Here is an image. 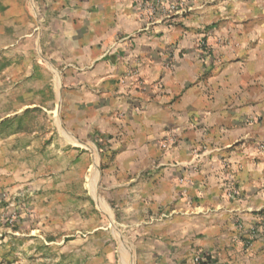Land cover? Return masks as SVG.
<instances>
[{"label": "crops", "instance_id": "1", "mask_svg": "<svg viewBox=\"0 0 264 264\" xmlns=\"http://www.w3.org/2000/svg\"><path fill=\"white\" fill-rule=\"evenodd\" d=\"M47 1L37 41L61 75L48 137L5 128L47 109L23 93L10 109L0 67V263L41 264L44 240L60 253L75 242L68 256L88 264L107 203L136 264H264V0H173L184 8L151 17L134 0ZM40 219L80 227L47 239ZM95 256L104 264V248Z\"/></svg>", "mask_w": 264, "mask_h": 264}, {"label": "rangeland", "instance_id": "2", "mask_svg": "<svg viewBox=\"0 0 264 264\" xmlns=\"http://www.w3.org/2000/svg\"><path fill=\"white\" fill-rule=\"evenodd\" d=\"M47 4H49L47 0H0V67L9 63L8 73L10 81L8 82V88L10 89V95L8 99L10 109L12 105L20 103V94L22 93L24 94L25 105L37 104L47 109L46 111L41 108L34 109L23 120L21 126L22 130L28 133L34 130L39 131L38 134H41V137L49 136L48 131L52 128L54 119V114L50 110L54 109L56 100L50 90L54 84L61 86V75L56 73L54 68L48 63V45L39 46L37 41L39 24H41L42 31L44 30L42 33L46 37V42L48 41L47 30L50 19L47 15L44 16L43 10ZM40 19H42L41 22ZM18 74H24V79L21 84L16 85L17 79L12 80L11 78L12 76L16 78ZM36 84L40 87L38 88ZM57 122L61 124L59 115H57ZM92 182L90 185L92 184L93 190H91L96 195L97 181L95 176L92 177ZM89 207L87 228L92 233V230L96 227L95 202L91 201ZM109 207L105 203V230L103 236L96 238V234L90 235L88 240L90 255L87 258V262L88 264H101L100 258L97 260L95 253L96 250L104 248V264H120L122 256H119L118 252L122 249L128 253V256L130 255L129 257L124 256L122 264L126 262L133 264L132 260L136 264V257L131 254L134 253L135 248L133 242L128 238L127 234L124 233L123 235L116 229L117 225H109L108 218L115 216V210ZM11 218H14L13 223H10ZM17 220L16 214L14 216L11 215L5 224L10 229H14L17 225ZM70 227L72 228L71 231H69ZM79 227L80 225H66L64 220L58 224H52L48 220L43 223L42 219L41 224L37 226V231L48 239L51 234L75 233ZM69 240L72 239H67L66 242H69ZM56 243L57 245L48 247L44 240H41V264H81V258L68 256L72 250L79 247L78 244L76 245L73 242L70 245V249H65L62 251L63 253H60L64 242L62 241L61 245H59L60 241H56ZM131 250L133 251L131 252Z\"/></svg>", "mask_w": 264, "mask_h": 264}, {"label": "built area", "instance_id": "3", "mask_svg": "<svg viewBox=\"0 0 264 264\" xmlns=\"http://www.w3.org/2000/svg\"><path fill=\"white\" fill-rule=\"evenodd\" d=\"M184 1H191V0H184ZM135 6L138 8L140 17L147 14L149 17L155 16L157 14L170 16L171 14L179 12L183 5H181L182 1L174 2L173 0H134ZM181 8H180V7ZM137 73V72H136ZM135 73V74H136ZM138 85L140 89L145 90V82L143 80H138ZM175 139L174 137H170L166 139L163 144V148H170L174 146ZM231 197L238 198L240 193L238 189L231 190ZM14 218H11L10 223H13ZM256 232L252 233V237H255ZM207 257V255H199L194 258V264H200L202 262V258Z\"/></svg>", "mask_w": 264, "mask_h": 264}, {"label": "trees", "instance_id": "4", "mask_svg": "<svg viewBox=\"0 0 264 264\" xmlns=\"http://www.w3.org/2000/svg\"><path fill=\"white\" fill-rule=\"evenodd\" d=\"M33 111V110H32ZM30 110H27L23 116L21 117H16L14 119H10V120H7L6 122L3 123V125L5 126V128H9V130H13L12 127L14 126V123L16 122L17 123V129H22L21 126H22V122L23 120L29 116V114L32 112ZM200 264H211L210 262V258L207 256H205L204 258H202V262Z\"/></svg>", "mask_w": 264, "mask_h": 264}, {"label": "bare ground", "instance_id": "5", "mask_svg": "<svg viewBox=\"0 0 264 264\" xmlns=\"http://www.w3.org/2000/svg\"><path fill=\"white\" fill-rule=\"evenodd\" d=\"M124 264H130V262H126V263H124Z\"/></svg>", "mask_w": 264, "mask_h": 264}]
</instances>
